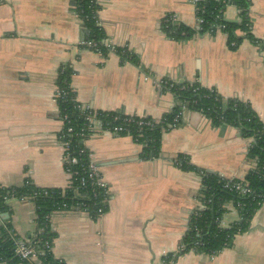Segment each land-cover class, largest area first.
I'll return each instance as SVG.
<instances>
[{
    "label": "crops",
    "instance_id": "0c3cea01",
    "mask_svg": "<svg viewBox=\"0 0 264 264\" xmlns=\"http://www.w3.org/2000/svg\"><path fill=\"white\" fill-rule=\"evenodd\" d=\"M97 3L105 43L126 49L136 63L79 47L84 30L72 0H0V186L19 187L24 180L39 189L68 186L55 85L63 65L72 69L76 102L96 112L158 121L174 100L154 81L168 79L199 83L224 99L249 104L264 125V0H249L250 34L259 44L243 39L235 50L221 32L179 42L163 34L167 14L195 28L192 0ZM223 18L239 22V12L228 6ZM182 118L162 134L152 160L141 159L142 146L128 136L103 132L85 139L83 146L109 190L108 208L96 220L77 212L52 213L56 259L65 264H264V205L230 247L213 255L179 251L201 206L200 177L179 169L175 158L181 155L226 179H243L255 167L246 155L251 140L242 139L238 129L214 127L194 111H184ZM10 205L14 234L33 235V203L23 199ZM221 220L229 227L239 214L227 205Z\"/></svg>",
    "mask_w": 264,
    "mask_h": 264
},
{
    "label": "trees",
    "instance_id": "16d2710c",
    "mask_svg": "<svg viewBox=\"0 0 264 264\" xmlns=\"http://www.w3.org/2000/svg\"><path fill=\"white\" fill-rule=\"evenodd\" d=\"M72 6L84 30L83 39L96 44L99 54L110 53L105 46V36L98 22L97 15L100 7L97 0H72ZM228 6H234L238 10L239 22L224 20L223 13ZM196 10V18L202 20V23L198 25L199 29H191L180 22L168 21L172 14H167L160 25L163 34L168 39L179 42L194 35L203 36L220 26L222 33L226 36L227 47L231 50L237 49L243 39L254 45L259 44L250 34L249 0H232L230 3L225 0H203L196 4ZM238 33L242 36H238ZM114 54L122 61L136 63L134 56L126 49L115 48ZM72 74V69L68 65L59 68L55 85L60 95L56 97V103L58 118L62 122L59 135L70 142L68 156L76 157L78 163L64 165L65 171L71 172L70 184L64 189H39L29 180H24L19 187L0 186V218L8 215V218H5L0 225V264H29L21 261L14 252L12 238L16 235L10 223L9 200L28 199L33 203L34 234H38V238L41 239V244L38 246L42 252L39 257L41 264H65L52 254L55 239V233L50 224L52 213L69 211L76 206L84 205L88 216L96 220L107 211L108 203L102 201V193L99 189L89 184L84 189L78 187L80 179L88 174L86 168L89 153L78 136L90 125L86 120L88 115L95 116V119L101 123L102 130L112 127L122 128L117 135L128 136L134 143L142 146L140 158L143 160H152L158 156L162 134L168 127L172 128L182 123L184 111L202 114L214 127L224 125L238 129L242 139L252 140L247 158L254 162L255 167L242 179L251 190L249 195H238L230 191L225 187L228 179L196 168L183 156L179 155L175 158V164L179 169L199 175V201L203 207L191 216L181 242L184 250L180 252L185 253L194 249L200 253L213 255L230 247L235 235L243 234L248 230L252 216L264 201L262 198L264 196V125L249 104L237 99H224L215 90L204 88L199 83L179 84L168 81L162 92L171 94L174 106L158 121L145 117L144 119L130 118L117 112H94L89 109L83 110L82 105L74 99V93L70 88ZM114 118L118 120L115 121ZM140 122H143L141 126H139ZM148 122L151 124L146 125ZM69 128L72 129L70 135L67 134ZM94 192H97L96 197H93ZM227 205H232L237 210L239 221L222 228L220 221L226 213ZM99 208L103 211L101 215L97 214ZM195 243L200 245L195 247Z\"/></svg>",
    "mask_w": 264,
    "mask_h": 264
},
{
    "label": "built area",
    "instance_id": "2783aa9c",
    "mask_svg": "<svg viewBox=\"0 0 264 264\" xmlns=\"http://www.w3.org/2000/svg\"><path fill=\"white\" fill-rule=\"evenodd\" d=\"M203 0H192V3L194 5L195 8V13H196V4L198 2H202ZM228 3H230L232 0H225ZM196 17V16H195ZM168 21L171 22H179L177 17L175 15H171V17L169 18ZM202 23L201 19L196 18V29H199V26ZM217 32H221L220 26H218L216 29H212L209 33H206L204 35H215ZM224 34V33H223ZM203 35V36H204ZM225 35V34H224ZM226 38V36H225ZM105 46L110 50V53H114L115 47L114 46H110L108 44L105 43ZM79 47L84 48V49H88V50H92L95 51L97 53H99V51H97L96 49V44L92 43V42H88L85 41L84 39L80 42ZM168 79H161L160 81H154V85L155 87L159 90L162 91L163 87L167 86L168 83ZM173 83H175L174 81H171ZM172 85H170L171 87ZM169 93V92H167ZM170 94V93H169ZM60 93L58 91H56V97L59 96ZM82 109H89L92 110L90 107L87 106H82ZM96 112V111H94ZM132 118V117H130ZM139 119H144V117H138ZM86 120L90 123L89 126L86 127V129L82 130L78 136L80 139H82V142L85 141V139H87L90 136L96 135L98 133H110L112 135H117L122 131V128L120 127H112V128H107L106 130H102L101 129V123L99 121H97V119H95L94 115H88ZM114 120H118L117 118H114ZM143 124V122L139 123V126H141ZM151 123L148 122L146 123V125H150ZM174 127V126H173ZM87 130V131H85ZM85 131V132H84ZM67 134L70 135L72 134V129L69 128L67 130ZM58 141L63 149V166L64 165H76L78 163V159L76 157H72L70 158L68 156L69 152V143L68 141H65L63 139V137H61L60 135L58 136ZM252 145V140L249 143V146L247 147V152L248 149L251 147ZM246 152V155H247ZM89 158V162H88V166L86 168V172H88L87 175H85V177L81 178L79 181V185L78 187L80 189H84L86 188V185L89 184L90 186L96 187V189H99L102 193V201H106L107 203L109 202L110 199V193L109 190L107 189L106 184L104 183V181L102 180V177L99 173V168L96 166L95 162L93 161L91 154L88 155ZM67 174L69 175L70 179H71V172H67ZM70 179H69V184H70ZM239 181H235V179H228V183L225 186L226 188H228L230 191H234L236 192L238 195H249L251 193V190L248 187V184L244 183V181L242 179H238ZM68 184V185H69ZM97 192H94L93 197H96ZM264 200V196L262 197ZM15 200V199H12ZM12 200H9L8 202H11ZM264 205V201L263 204ZM86 207L83 205H81L80 207L76 206L74 207L72 210L69 211H62V212H77V213H83L88 215V212L85 210ZM203 209L202 206H200L199 210ZM102 208H99L97 210V214L101 215L102 214ZM102 216V215H101ZM3 220L4 218L1 217ZM220 227L222 228H226L223 223L222 220L220 221ZM13 242H14V252L16 254V256L21 260V261H25L29 264H41L39 261V257L40 255H42L41 250H39L38 246L41 244V239L38 238V234H34L33 237L29 238V237H13ZM199 243H195V247L199 246ZM184 247L180 245L179 247V251H183ZM194 250V249H191ZM195 251V250H194Z\"/></svg>",
    "mask_w": 264,
    "mask_h": 264
},
{
    "label": "water",
    "instance_id": "95a60500",
    "mask_svg": "<svg viewBox=\"0 0 264 264\" xmlns=\"http://www.w3.org/2000/svg\"><path fill=\"white\" fill-rule=\"evenodd\" d=\"M228 22H231V21H228ZM182 83H183V81H180V82H179V84H182ZM13 201H16V200H12L11 202H13ZM3 218H8V215H4Z\"/></svg>",
    "mask_w": 264,
    "mask_h": 264
}]
</instances>
